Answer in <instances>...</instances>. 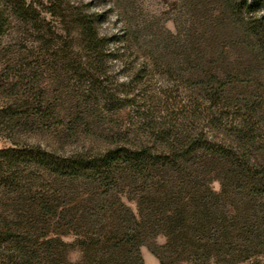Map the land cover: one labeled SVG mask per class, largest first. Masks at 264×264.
Instances as JSON below:
<instances>
[{
    "label": "rangeland",
    "instance_id": "374dc122",
    "mask_svg": "<svg viewBox=\"0 0 264 264\" xmlns=\"http://www.w3.org/2000/svg\"><path fill=\"white\" fill-rule=\"evenodd\" d=\"M12 1L0 108L26 124L0 127V148L53 163L24 173L27 198L0 193L26 264H264V0H25L55 8L40 33ZM77 22L117 39L109 58L93 64ZM143 145L146 161L106 163Z\"/></svg>",
    "mask_w": 264,
    "mask_h": 264
},
{
    "label": "trees",
    "instance_id": "16d2710c",
    "mask_svg": "<svg viewBox=\"0 0 264 264\" xmlns=\"http://www.w3.org/2000/svg\"><path fill=\"white\" fill-rule=\"evenodd\" d=\"M16 4V13L15 15H12H14V17L21 23L26 24L29 29L39 33L42 29H44V24L47 22L46 18L43 17L42 14L44 12L49 13L50 16H55L56 14L54 7L41 10L42 5L40 2L27 4L25 0H19ZM11 6H15L12 0H0V44L2 42L3 35L6 33L8 26L10 25V19L4 17V12L9 8H12ZM79 24L82 27V34L85 36L84 41L87 44V51L91 53L92 58L95 60L93 64H97L98 59L105 57L103 54H106V57L109 58L112 54L109 48V43L110 41L117 39H106L105 37H101L99 32L91 23L81 22ZM39 45L41 47L46 46V43L40 41ZM121 57L123 56H115V58ZM9 62L10 63H7L8 67L11 65L16 66L17 64L15 59ZM124 63H126V61H124ZM11 83H13L11 80L6 81V86H10ZM15 83L18 82L16 81ZM16 86L14 85V87ZM221 98L222 97L219 93H212L208 99L210 102L209 108H217L220 104ZM31 107L32 104L28 103V108L30 109ZM9 109H11V106H4L0 108V127H4V129H6L2 132H8L7 135L9 132H14V129L22 128V126L26 124L22 121L23 119H18L17 117L9 115ZM154 137L157 140L156 146L163 149L165 148L168 150L172 149L173 151H179L176 150V147L180 148L179 144L182 143L181 135H172L170 132H162L156 133ZM19 144L20 143L17 140H12L10 147L0 148V193L5 190L8 191L12 195V201L16 202L17 199H24V197L27 198L28 193L31 192L30 182L32 180L29 178L27 179V175L30 174L37 177V171H40L41 169L51 171L53 166L52 161L45 152L33 146H21ZM153 150H155V147L151 148L148 145H143V148L139 150H130L125 147L119 148V150L113 152V154L110 153L108 155L106 163L109 165L116 162L133 164L146 161L149 156L152 157ZM26 172H28V174L24 176V173ZM21 223L22 216L18 213L15 212L12 215H6L0 210V264H6L8 260L13 258L16 260V264H26L24 256L25 253L23 252L25 250L23 247L25 245V235L23 233V224Z\"/></svg>",
    "mask_w": 264,
    "mask_h": 264
}]
</instances>
